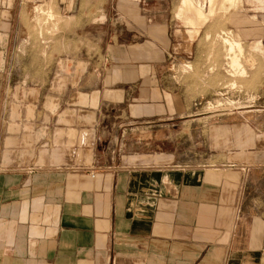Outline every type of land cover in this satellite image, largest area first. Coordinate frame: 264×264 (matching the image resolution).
I'll list each match as a JSON object with an SVG mask.
<instances>
[{
    "label": "crops",
    "instance_id": "0c3cea01",
    "mask_svg": "<svg viewBox=\"0 0 264 264\" xmlns=\"http://www.w3.org/2000/svg\"><path fill=\"white\" fill-rule=\"evenodd\" d=\"M184 1L76 24L0 120V264H264V140L237 118L229 135L196 127L197 80L174 67L206 58Z\"/></svg>",
    "mask_w": 264,
    "mask_h": 264
},
{
    "label": "rangeland",
    "instance_id": "374dc122",
    "mask_svg": "<svg viewBox=\"0 0 264 264\" xmlns=\"http://www.w3.org/2000/svg\"><path fill=\"white\" fill-rule=\"evenodd\" d=\"M128 1L0 0V120H6L10 110L16 111L14 102L32 100L35 86L49 80L61 55L75 49L76 24H125L131 17ZM189 1L192 0L184 1L186 9ZM216 1L219 0L214 2L212 16L197 23V33L191 38L195 42L191 52L205 54L206 59L181 61L174 69L184 75L182 80H187L189 73L197 80L194 87L186 89L189 98L196 100V118L204 117L200 120L204 124L196 127L210 132L220 122L229 135L237 118L245 134L257 133L264 140V9H259L255 0H237L224 10ZM194 4L204 13L209 10L206 0H195ZM174 16L177 20L175 13ZM204 24L208 27L200 32ZM180 29V35L187 40V29ZM222 32H229L242 47L243 75L233 73L229 65L230 55L220 38H225ZM187 120L180 119L181 130L187 129L183 126Z\"/></svg>",
    "mask_w": 264,
    "mask_h": 264
},
{
    "label": "bare ground",
    "instance_id": "6f19581e",
    "mask_svg": "<svg viewBox=\"0 0 264 264\" xmlns=\"http://www.w3.org/2000/svg\"><path fill=\"white\" fill-rule=\"evenodd\" d=\"M236 1L237 0H221V4H219V5H222L221 7H223L224 8V10H225V7L227 6V5H229V6H231V4L232 3H235L236 4ZM257 1V0H256ZM261 1V0H260ZM263 1V3H264V0H262ZM193 2V1H192ZM191 2V3H192ZM214 2H215V0H208V4H209V10L207 11V13H204L201 9H199L198 10V15H197V17H198V22H204V21H206V17H210V16H212V14H213V12H214V9H213V6H214ZM187 3V2H186ZM216 4H218L217 3V1H216ZM215 4V5H216ZM218 5V6H219ZM263 5V4H262ZM185 6V5H184ZM228 6V7H229ZM187 7V6H186ZM193 8V7H192ZM223 8H221V9H223ZM219 9H220V6H219ZM42 10V9H41ZM189 10V9H188ZM43 13H45V12H43ZM42 13V14H43ZM50 16V15H49ZM53 17V16H52ZM47 19V18H46ZM51 19V18H50ZM199 24H201V23H199ZM198 24V25H199ZM196 25V24H195ZM197 26V25H196ZM196 29V32H194V35H195V33H197V28H195ZM222 35H224V37L225 38H223V37H220V38H222V40H221V42L223 43V46H225L226 47V49H227V51H228V55H230V62H229V65H230V67H231V69L233 70V73L235 72V73H237V74H244V68H243V66H242V64L244 63V61H243V63L241 64V61H240V54L242 53V47H241V45L236 41V40H234V39H231V37H230V33L229 32H226V33H223L222 32ZM220 40V39H219ZM218 42V41H217ZM244 50V49H243ZM225 51V50H224ZM226 51V52H227ZM227 56V55H226ZM242 58V57H241ZM227 60V59H226ZM226 62V61H225ZM189 67V66H188ZM227 67V66H226ZM228 68V67H227ZM230 69V70H231ZM226 71V70H225ZM230 73H232L231 71H230ZM239 77V76H238ZM237 77V78H238ZM240 78H242V77H240ZM245 78V77H244ZM232 86H234V85H232ZM212 105V104H211ZM217 106V105H216ZM237 108V107H236ZM218 111V110H217ZM212 112V111H211ZM241 112V111H240Z\"/></svg>",
    "mask_w": 264,
    "mask_h": 264
}]
</instances>
